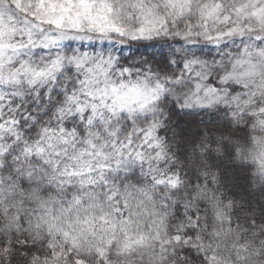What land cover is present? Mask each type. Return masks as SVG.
I'll use <instances>...</instances> for the list:
<instances>
[{
    "label": "snow or ice",
    "instance_id": "obj_1",
    "mask_svg": "<svg viewBox=\"0 0 264 264\" xmlns=\"http://www.w3.org/2000/svg\"><path fill=\"white\" fill-rule=\"evenodd\" d=\"M0 264H264V0H0Z\"/></svg>",
    "mask_w": 264,
    "mask_h": 264
}]
</instances>
